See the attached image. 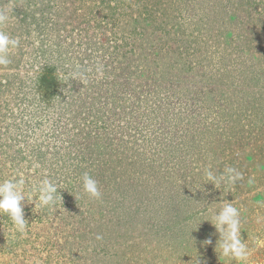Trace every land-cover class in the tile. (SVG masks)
I'll return each instance as SVG.
<instances>
[{"label":"rangeland","instance_id":"1","mask_svg":"<svg viewBox=\"0 0 264 264\" xmlns=\"http://www.w3.org/2000/svg\"><path fill=\"white\" fill-rule=\"evenodd\" d=\"M0 12L19 40L0 66V182L22 177L36 197L24 234L0 214V264H236L210 222L227 201L249 248L264 236V0H0ZM77 69L86 81L64 75ZM227 167L244 178L207 181ZM45 178L54 209L32 191Z\"/></svg>","mask_w":264,"mask_h":264},{"label":"clouds","instance_id":"2","mask_svg":"<svg viewBox=\"0 0 264 264\" xmlns=\"http://www.w3.org/2000/svg\"><path fill=\"white\" fill-rule=\"evenodd\" d=\"M7 20L8 16L0 12V25ZM18 46V39L10 37L4 31H0V66L7 67L12 63L10 59L11 50ZM96 71L98 76L102 78V67H98ZM64 75H68L69 79H77L82 82L87 80L86 72L79 69L71 74ZM206 175L207 181L212 182L215 186L222 182L235 184L244 178V174L234 167L225 168L219 179L210 169L206 170ZM24 183L22 177L19 179L13 177L0 182V214L9 217L15 232L20 234L25 233L28 224L25 218L26 203H32L36 199L35 196L24 194ZM82 183L84 192L96 199L101 197L98 182L89 173L85 172L83 174ZM58 189L60 188L56 183L45 178L32 191L38 193L40 207L54 209L57 201L62 198ZM210 222L219 234L215 248L218 245L220 255L228 258L229 261H235L236 264H253L252 257L254 253L264 249V236L256 235L252 238L253 248H249L246 240L242 238L241 211L232 202H223ZM97 238L102 239L100 236ZM204 243L212 244L211 237L206 239Z\"/></svg>","mask_w":264,"mask_h":264}]
</instances>
